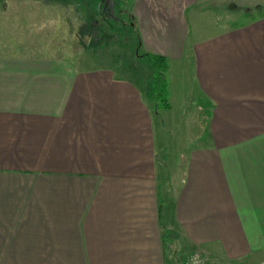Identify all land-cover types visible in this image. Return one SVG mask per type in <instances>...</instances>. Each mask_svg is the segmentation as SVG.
Wrapping results in <instances>:
<instances>
[{
  "label": "crops",
  "instance_id": "obj_1",
  "mask_svg": "<svg viewBox=\"0 0 264 264\" xmlns=\"http://www.w3.org/2000/svg\"><path fill=\"white\" fill-rule=\"evenodd\" d=\"M126 1L140 49L190 69L210 133L175 163L144 61L0 54V264H264V0L199 34L200 0Z\"/></svg>",
  "mask_w": 264,
  "mask_h": 264
},
{
  "label": "rangeland",
  "instance_id": "obj_2",
  "mask_svg": "<svg viewBox=\"0 0 264 264\" xmlns=\"http://www.w3.org/2000/svg\"><path fill=\"white\" fill-rule=\"evenodd\" d=\"M233 2L200 0L199 14L189 11L192 33L227 26V12L233 11ZM128 5L131 2L126 0H0V54L66 57L86 66L127 64L142 72L144 64L136 55L137 36L128 24ZM171 66L167 82L173 108L171 113L163 108L162 117L155 124L157 128H167L169 156L180 164L188 149L197 145L198 138L206 139L209 116L190 69L180 62ZM170 244L167 238V246ZM196 253L207 263L218 264L202 252L191 255Z\"/></svg>",
  "mask_w": 264,
  "mask_h": 264
},
{
  "label": "trees",
  "instance_id": "obj_3",
  "mask_svg": "<svg viewBox=\"0 0 264 264\" xmlns=\"http://www.w3.org/2000/svg\"><path fill=\"white\" fill-rule=\"evenodd\" d=\"M50 1V0H48ZM136 55L138 59L149 64L152 68V79L150 88L147 91V97L153 102L156 110L169 108L168 103V82L167 58L163 55L142 52L140 47H137ZM178 261L177 264H182Z\"/></svg>",
  "mask_w": 264,
  "mask_h": 264
},
{
  "label": "built area",
  "instance_id": "obj_4",
  "mask_svg": "<svg viewBox=\"0 0 264 264\" xmlns=\"http://www.w3.org/2000/svg\"><path fill=\"white\" fill-rule=\"evenodd\" d=\"M183 264H209L205 261L202 255L196 253L191 255L188 259L183 261Z\"/></svg>",
  "mask_w": 264,
  "mask_h": 264
}]
</instances>
